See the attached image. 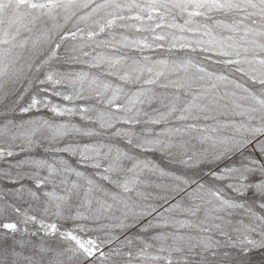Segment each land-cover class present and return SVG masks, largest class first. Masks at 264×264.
<instances>
[{"label":"snow or ice","instance_id":"6c2138e0","mask_svg":"<svg viewBox=\"0 0 264 264\" xmlns=\"http://www.w3.org/2000/svg\"><path fill=\"white\" fill-rule=\"evenodd\" d=\"M21 154L41 215L0 194V264H264V0H0Z\"/></svg>","mask_w":264,"mask_h":264},{"label":"rangeland","instance_id":"374dc122","mask_svg":"<svg viewBox=\"0 0 264 264\" xmlns=\"http://www.w3.org/2000/svg\"><path fill=\"white\" fill-rule=\"evenodd\" d=\"M68 27L70 28L71 25L69 24ZM68 43L70 44L72 42L69 41ZM86 50H88V49H86ZM61 51L63 52V49ZM100 51H104L107 54H112L111 50H109V49H101ZM132 54L136 55V53H132ZM146 54L152 55L154 59L155 58H159L162 55H168L166 52H160V51H157L155 53H146ZM72 67L75 70L88 71V72H91L93 74H99V71H100L99 69H95V68L89 69L84 64H78V65H74ZM236 78L239 79L238 74H237ZM107 79L112 80L114 83H118V81H116L115 78H113V77H107ZM157 91H162V90L161 89H157ZM61 103H63V102L61 101ZM33 114L34 115H38V116H42L44 118L51 117V113L47 112L46 110H41L40 112L33 113ZM55 119L59 122V121H62V120L68 119V118L67 117H57ZM72 122L73 123H77V124L82 123L78 116L72 118ZM137 131H139V128H137ZM116 143H118L121 147L125 146L122 141H116ZM23 155L24 154H21V156H14V157H10V158H7V159H0V194L4 195V199L6 201L15 203L17 205H20L22 208H27L29 206V204H31L32 205V210H30L31 214H35V215L39 216V215H41L43 196L41 197V201L40 202L31 201V200H28L27 197H25V200L28 201L27 203H25L24 201L18 200L14 195L11 194L15 190V188L19 187L20 184H23L25 186V188H33L35 190L34 182L32 180H29L28 178L25 177L24 179L20 180L18 183L14 184V183L9 182V180L6 177H4V175H3V172H11V174L13 176H15V174L17 172V169L16 168H10V164H14L16 162V160L22 158ZM32 155L34 157H39V156L43 155V152L34 151L32 153ZM22 171H28V169L25 168ZM42 174H46V173H42ZM74 178L75 177H71V179H74ZM45 190L52 191L53 190L52 185L49 184L44 189H41V191H45ZM56 191H57L58 194H63L60 191L59 188H57ZM13 218H15L14 215H13ZM48 219L51 220V219H54V217L49 216ZM28 228H29V230H32L33 229V225H31V224L28 225ZM17 238H19V234H17ZM23 238L25 240L29 239V237L27 235H25ZM45 239L48 240V238H45ZM31 240L39 243L40 237H31ZM48 242L51 243L53 247H55L56 243H57L55 240H49ZM52 255H53L52 253L48 254L49 257H51ZM45 264H47V258L45 260Z\"/></svg>","mask_w":264,"mask_h":264}]
</instances>
